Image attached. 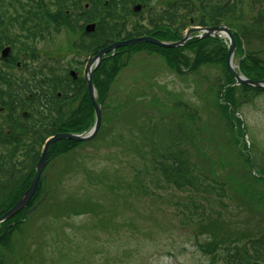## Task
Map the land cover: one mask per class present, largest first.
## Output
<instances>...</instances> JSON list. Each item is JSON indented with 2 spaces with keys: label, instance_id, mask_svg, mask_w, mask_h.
Instances as JSON below:
<instances>
[{
  "label": "rangeland",
  "instance_id": "obj_1",
  "mask_svg": "<svg viewBox=\"0 0 264 264\" xmlns=\"http://www.w3.org/2000/svg\"><path fill=\"white\" fill-rule=\"evenodd\" d=\"M256 7L253 0H244V20L249 24ZM45 17L42 19L43 35L31 39L36 53L41 59H49V63L59 64L62 71L75 69L83 74L89 53L72 46L81 31L70 29L62 17L48 15L47 21ZM135 18L130 16L128 22L132 23ZM245 35V45L264 57V35L247 32ZM193 53L194 48L189 47L184 57ZM171 59L173 55H165L155 48H139L124 52L115 60H106L96 70L97 97L103 102L102 123L96 135L85 143L66 146L61 142L50 148L38 196L31 201L39 205L27 216L20 214L19 219L12 222L15 225L11 229L0 228V264H214L212 256L204 255L196 245V223L182 225V216L176 213L174 204L165 201L171 194H181V190L168 183H162L166 188L155 187L152 178L161 179V171L146 170L151 164L149 151L165 146L170 140L162 126L170 120L174 128L177 126L175 134L189 131V125L199 128L204 123L219 135L224 134L223 149L219 144V150L228 162L225 168L231 167L235 172L237 190L241 193L246 186L257 189L258 198L254 200L252 196L257 218L250 219L251 225L247 226L258 224V215L264 217V182L243 178L253 174L250 159L255 172L264 170V92L256 97L251 93L238 96V109L255 145L252 150L244 146V153L238 140L243 143L246 140L241 137V130L237 129L232 117L222 114L221 129L219 120L211 113L204 112L196 121L186 115L191 111L192 101L200 100L197 92L205 94L207 102L211 97L218 98L217 78L223 75L222 65L205 63L199 73L191 72L185 65L177 70ZM1 68L15 71L2 63ZM66 102L67 113L76 114L70 122L71 127L80 132L90 129L95 120L90 96L81 91ZM157 102L169 105L165 109ZM148 103L155 107H146ZM200 104H205L203 99ZM212 104L217 115V106ZM150 115L156 116L162 124L158 121L146 126L141 122L143 117ZM195 131L199 146L211 148L207 139L209 133ZM188 148L197 152L191 143ZM138 168L142 169L136 178L150 184L161 197L143 194L142 186L134 187L136 194L130 198L123 197L132 189L119 188L116 179L123 178V184L132 179L136 185L134 172ZM26 189L27 184H21L10 198L15 197L17 202ZM223 203H227L228 228L246 226L243 221L247 222V214L239 215L228 200ZM215 207L222 208L221 203ZM199 211L194 210L195 213ZM193 218L195 221L197 215Z\"/></svg>",
  "mask_w": 264,
  "mask_h": 264
},
{
  "label": "trees",
  "instance_id": "obj_2",
  "mask_svg": "<svg viewBox=\"0 0 264 264\" xmlns=\"http://www.w3.org/2000/svg\"><path fill=\"white\" fill-rule=\"evenodd\" d=\"M263 2L264 0H253L255 7H258H256L253 18H250L252 23L249 24L244 20L246 14L243 8L244 0H163L161 2L160 0H0V49L4 46V40L6 42L14 41L15 29L27 28L30 34L41 31L44 28L42 19L48 15L56 18L62 17L70 29L79 28L81 34L72 46L88 53H96L100 48L119 40L144 35L175 41L181 39L190 26L226 23L230 25L235 36L237 44L235 60L238 62L240 70L248 77L261 79L264 78V57L258 51L248 48L244 41L247 37L245 32L264 35ZM136 3L143 4L141 10H135ZM251 7H254V4H251ZM130 16L136 17L132 23L128 22ZM46 17L45 21H47ZM90 22H96L93 31L86 30V25ZM189 47L194 48V53L192 56L184 57ZM139 48L147 50L155 48L165 55H173L171 64L177 70H182L185 65L191 72L200 73V69L205 63L221 64L223 75L217 78L218 98L211 97L207 102L205 94L201 95L200 92H197L200 100L192 101L189 108L191 111L188 110L186 115L188 114L190 119L196 121L202 118L204 112L211 113L217 118V121L219 120L221 129H223L222 124L224 123L222 114L232 117L237 123V129L241 130V137L245 139V132L247 133L248 130L245 120L237 115V111H239L238 96L241 93L245 95L251 93L256 97V94L264 92V87L247 84L233 85L235 78L227 66L228 42L224 37L219 35L194 36L186 44L173 47H164L152 42H137L119 46L115 53H109L97 69L106 60H115L124 52ZM184 50L185 52H183ZM1 59L4 60L0 57ZM96 78V74H94V83L97 81ZM78 81L80 85L72 89L75 90L74 93L68 86H64L63 100L81 91H85L90 96L87 91L86 79L80 76ZM21 82V76L1 68L0 65V105L5 106L0 109V215L16 203L15 197L14 199L10 198L11 193L21 184L26 183L27 187L29 186L43 146L47 138L56 133V124L59 118L58 116L53 118L46 116L43 119L40 118L42 122L37 125L33 114L24 117L23 107L19 109V106L22 99L27 100L28 96L26 97V93L19 90ZM61 99L56 91L49 98L51 109L56 108L58 115L62 112L59 104ZM202 99L205 104H200ZM38 100H41V97ZM212 102L217 106L218 116L211 108ZM90 104L92 105L91 98ZM153 105V103H148L146 107L153 108L155 107ZM168 105V103L166 106L158 103V106L163 108ZM155 110H153L154 114ZM142 119L141 122H145L146 126H149L151 122V126H153L159 121L153 115ZM170 121L163 124L159 121L163 126V131L170 135L168 143L163 147L152 148L149 151L151 164L146 170L149 172L150 169H155L161 171L162 174L161 179L159 177L152 178L155 187L166 188L167 186L162 183H168L181 190L179 191L181 194H171L165 201L169 200L168 203L174 204L176 213L182 216V225L196 223V245L200 246L204 255L212 256V263L264 264V217L261 218V215H258L260 218H258V224L247 226L251 225L250 219L257 218L256 214L258 213L253 209L254 204L252 203V196L254 200L258 198L255 194L257 189L254 186H246L247 188H244L241 193L237 190L235 172L231 167L229 170L225 168L228 162L224 160L223 154L219 150V144L220 149H223L224 137L222 136L224 134L220 133L219 135L214 132L208 128L207 123L202 124L199 128L189 125V131L181 130L180 133L175 134L177 126L174 128ZM195 130L209 133L207 139L212 144L211 148L199 146L200 142L199 139H196ZM73 132H80V130L73 129ZM249 138L251 146H248L247 141L243 143L241 139L238 140V145L244 153V146L248 150H252L255 146L250 135ZM61 142L66 143V146H77L85 143L86 140L59 139L53 143L51 149ZM189 143L197 149L196 153L189 150ZM249 161L253 174L250 173L243 178L255 183L264 182V170H257L258 172L255 173L254 162L251 159ZM141 169L134 170L135 178L139 176ZM122 179L120 178L119 181L116 179V182L120 183L117 186L132 189L128 195H123V197L130 198V195L136 194L133 189L136 186L138 188L142 186L143 194L151 193L155 197H161L150 184L144 182L140 177L135 179L136 185L133 184L132 179L127 181V184H123L121 183ZM39 190L40 184L33 198H37ZM225 200L234 204L233 208L239 215L247 214V222L243 221L246 226L241 228L234 226L235 228L232 230L228 228L226 222L227 203H223ZM218 202L221 203L222 208L215 207ZM195 209L200 210L199 213H195ZM20 214H25V210L8 219L7 224L2 223L0 228L11 229L15 225L12 222ZM194 215H197L195 221ZM200 237L203 239L201 240Z\"/></svg>",
  "mask_w": 264,
  "mask_h": 264
},
{
  "label": "flooded vegetation",
  "instance_id": "obj_3",
  "mask_svg": "<svg viewBox=\"0 0 264 264\" xmlns=\"http://www.w3.org/2000/svg\"><path fill=\"white\" fill-rule=\"evenodd\" d=\"M43 32L44 28H42L39 32H32L31 34L29 33L27 28L18 29L17 32L14 31V41L11 40L10 42H6V40H4V46L0 49L1 57L2 49L7 46L10 47L8 57L4 58V60L1 59L0 65L2 63L5 67L11 66L15 69V71L12 70V72L17 76H21L22 82L20 83L19 90L24 91V93H26V97L28 96L27 100H25L24 98L22 99V102L19 106V109L23 107L22 113L24 117H27L29 114H33L38 125L46 116L52 118L58 116L59 118L58 123L56 124L55 132H73V129L75 130V128L71 127L70 122L72 118L76 116V114H70L71 112L67 113L66 100L69 101L70 98L63 100L62 92L64 86H68L71 89L70 91L74 93L75 90L72 89H75L80 85L78 81L80 76H83L86 79V86L88 90L86 64L83 71L84 73L82 74L75 69H71L68 72H66L65 70L62 71L59 68V64L49 63V59H41L36 53L35 47L31 45V39L42 36ZM76 39H78V37ZM92 56L93 53H89V58H91ZM52 60L54 61V59ZM24 81H26V83H24ZM54 91L59 94L60 99L62 98L59 101L60 107L62 109V112L59 115L57 113V109H51L50 106L51 100H49V98ZM71 92L69 93L71 94ZM79 93L80 92H78L77 95ZM39 94L41 96H38ZM40 97L41 100H38ZM101 106L103 112V102H101ZM4 107V105H0V109ZM92 108L93 116H95L94 103H92ZM67 124H69L68 127L66 126ZM33 202H30V204H33Z\"/></svg>",
  "mask_w": 264,
  "mask_h": 264
},
{
  "label": "water",
  "instance_id": "obj_4",
  "mask_svg": "<svg viewBox=\"0 0 264 264\" xmlns=\"http://www.w3.org/2000/svg\"><path fill=\"white\" fill-rule=\"evenodd\" d=\"M95 26H96L95 22L88 23L86 25V30L87 31H93L95 29ZM194 31H199V34H198L199 37H204V36H208V35H216L220 32H225L226 35L230 39V42H229L230 44H229V49H228V54H227V66L230 69L231 73L236 78V83H245V84H249V85H252L255 87H264V78H262V79L249 78V77H246L244 74L239 73L237 71L236 65L233 62L234 51L236 48V42H235L234 34L231 31L230 27L228 25H224V24L214 25V26L190 27L187 30L185 36L182 39L177 40V41H165V40L159 39V38L152 36V35H144V36L133 37L130 39L119 40V41L113 42V43H111V44H109L103 48H100L99 51L96 54H94L88 60V63H87V77H88L87 79H88L89 92H90V95H91L92 100L94 102L95 113H96V119H95L93 126L88 131H85L82 133L70 132V131L57 132L54 135L50 136L46 140L42 155L36 164V170H35V173H34L32 180H31L30 185L24 191V193L20 197V199L12 207H10L5 213L0 215V223L11 218L13 215H15L17 212H19L23 208L28 207V204H29L31 198L33 197L34 193L36 192V190L38 188L42 172H43V170L47 164V161H48L47 157H48V152H49L50 146L55 141H57L61 138H72L75 140H88V139H91L92 137H94L96 135V133H97V131L101 125V121H102L101 107H100V105L96 99L95 88H94V83H93L94 69L91 68L92 64L95 62L96 59L98 60V63H100L103 59V56L105 54H107L109 51L116 50L119 46H125V45H129L132 43H137V42H152V43H156L158 45L167 46V47L179 46V45L185 44L187 39L190 37L191 32H194ZM9 51H10V47L9 46L5 47L2 50V56H4V57L8 56ZM36 207H37V204L28 208V212L32 211Z\"/></svg>",
  "mask_w": 264,
  "mask_h": 264
}]
</instances>
